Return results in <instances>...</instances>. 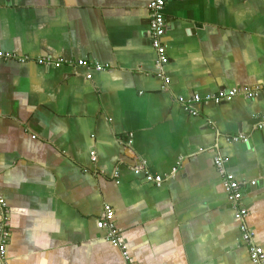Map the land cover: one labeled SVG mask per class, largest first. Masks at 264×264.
Listing matches in <instances>:
<instances>
[{
    "label": "crops",
    "instance_id": "0c3cea01",
    "mask_svg": "<svg viewBox=\"0 0 264 264\" xmlns=\"http://www.w3.org/2000/svg\"><path fill=\"white\" fill-rule=\"evenodd\" d=\"M148 3L0 0V51L13 54L0 58L10 264H130L125 251L134 264H256L227 174L264 250V94L193 101L264 84V0H166L162 68ZM107 204L124 248L97 225Z\"/></svg>",
    "mask_w": 264,
    "mask_h": 264
},
{
    "label": "built area",
    "instance_id": "2783aa9c",
    "mask_svg": "<svg viewBox=\"0 0 264 264\" xmlns=\"http://www.w3.org/2000/svg\"><path fill=\"white\" fill-rule=\"evenodd\" d=\"M165 6H166V0H149V3L147 5V8L150 13V25H151V38H152V45L154 49L157 52L158 55V63L159 67L162 68L168 61L169 56L167 53V47L163 42V38L168 30V23L165 17ZM13 54L11 53H4L0 51V58H12ZM15 57L19 58L21 61H25L26 59L29 60V58L26 57H20L19 55H15ZM40 63L45 64L47 66H55L59 67L64 63V60L62 58H51L46 57L39 60ZM76 65L79 66H89V62L83 59H79L75 61ZM70 64H73V61H70ZM94 67L97 70H103L106 69L109 65H103L99 62H93ZM159 75H163L162 77H165L166 82L168 83L169 78L163 74L162 70H160ZM92 74L87 73V78H91ZM264 94V84H259L257 86H244V87H236V88H230V89H224L219 92L209 94L205 96L204 98L200 97L199 95H195L193 97L194 102L199 101H205V102H215L217 104H220L224 101H229L237 96H243L246 98H256L260 95ZM261 126H264V123L261 124ZM247 140V137L244 135H237L234 137L233 140ZM93 160H96V153L95 151L91 152ZM224 163V160L221 156L215 157V164L221 168L222 164ZM143 167H147L146 163H143ZM142 170V169H141ZM137 171H140L137 169ZM177 167L173 168V171L171 172V175L176 173ZM144 173L147 176V179L151 182H154L158 185L162 183L164 180V176L159 175H153L149 171ZM170 177V175H168ZM224 185L227 189L229 202L232 203L235 209H238L237 216L239 219L243 220L244 224H242L241 228L244 234V239L251 244L250 251L252 256V261L256 264H261L262 259L264 257V250L261 246L255 245L253 243V237L254 232L248 228L247 223L245 222L248 210L242 206V197L243 193L241 192V185L240 183L235 179L234 175L227 174L226 179L224 180ZM4 200L2 198V195L0 193V204H3ZM114 210L110 205H105L104 210V216L101 220L98 221V227L99 228H105L108 231L107 239L110 240L112 243L116 245H120L123 248L125 247L124 242L121 241L120 236V230L115 226L114 224ZM8 220L7 218L0 219V264H10L7 260V242L9 238V231H8ZM125 258L130 261V264H134L133 260L129 257L127 252L125 251Z\"/></svg>",
    "mask_w": 264,
    "mask_h": 264
},
{
    "label": "trees",
    "instance_id": "16d2710c",
    "mask_svg": "<svg viewBox=\"0 0 264 264\" xmlns=\"http://www.w3.org/2000/svg\"><path fill=\"white\" fill-rule=\"evenodd\" d=\"M222 157V156H221ZM223 158V157H222ZM223 160H224V158H223Z\"/></svg>",
    "mask_w": 264,
    "mask_h": 264
}]
</instances>
